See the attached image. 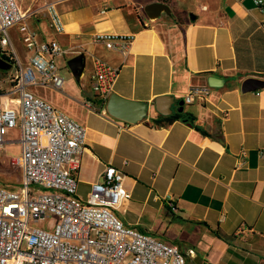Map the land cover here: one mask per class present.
<instances>
[{
  "label": "crops",
  "instance_id": "obj_1",
  "mask_svg": "<svg viewBox=\"0 0 264 264\" xmlns=\"http://www.w3.org/2000/svg\"><path fill=\"white\" fill-rule=\"evenodd\" d=\"M45 1L19 3L35 10ZM49 1L59 6L67 0ZM98 4L69 7L61 14L62 32L48 17L32 15L54 29L51 38L37 36L38 41L56 39L67 50L56 61L60 71L61 62L68 65L69 76L61 71L62 89H29L87 129L78 197L87 200L91 183L114 164L126 173L116 209L125 224L177 245L186 264H264V86L243 90L247 78L264 81V10L254 0ZM15 28L21 39L23 33L19 25L9 29L16 56L28 66L31 50L24 39L27 50L18 47L10 32ZM98 32L132 34L133 41L122 53L95 42ZM96 58L120 69L111 95L137 104L135 120L112 115L111 95L104 100L94 91ZM8 74L0 85L9 83ZM192 84H210V94L186 102ZM7 95L18 97L6 106L19 108V94ZM160 96L171 97L170 115L158 110ZM177 113L194 119L170 121ZM17 128L16 138L8 131L2 153L7 144L19 142ZM19 147L21 154L20 142Z\"/></svg>",
  "mask_w": 264,
  "mask_h": 264
},
{
  "label": "built area",
  "instance_id": "obj_2",
  "mask_svg": "<svg viewBox=\"0 0 264 264\" xmlns=\"http://www.w3.org/2000/svg\"><path fill=\"white\" fill-rule=\"evenodd\" d=\"M254 1L264 10V0ZM38 13L47 16L57 32L65 30L56 1L24 10L19 0H0V57L13 67L10 74L0 68L11 84L10 89L0 85V154L8 131L19 127L21 154L15 163L22 169L19 189L0 185V264H186V255L177 245L129 226L119 217L116 209L124 196L126 177L122 168L106 165L91 183L87 200L78 197L77 172L87 129L29 89L31 85L62 89L65 83L56 57L67 50L56 39L38 41L27 21ZM16 25L31 50L28 66L16 56L9 34ZM93 40L127 53L133 35L98 32ZM119 72L101 58L94 60L92 87L102 99L113 92ZM210 91V84H192L185 101L204 99ZM14 93L19 94V108L3 102V95ZM24 186H31V193H24ZM50 213L57 215V222L47 227L33 224Z\"/></svg>",
  "mask_w": 264,
  "mask_h": 264
},
{
  "label": "rangeland",
  "instance_id": "obj_3",
  "mask_svg": "<svg viewBox=\"0 0 264 264\" xmlns=\"http://www.w3.org/2000/svg\"><path fill=\"white\" fill-rule=\"evenodd\" d=\"M115 1L116 0H67L65 2H63L62 4H60L58 6V9L60 11L61 14H65L68 10L69 7H73V6H85V5H90L91 3H101L98 4L99 7L104 6L105 4L108 5L109 7L112 5H115ZM97 6V7H98ZM39 15L45 16L42 13H38ZM47 17V16H46ZM30 22V26L33 28V30L36 32L37 36L40 39H49L54 35V29L50 28L48 20L45 19L43 21V23H38L34 17L32 16L29 19ZM11 35L14 39V41L17 43L18 47H20L22 50H27L25 43L23 42V39H21V36L19 34V30H17V28L12 29L11 31ZM10 49V48H9ZM11 51V50H10ZM61 71L62 73H64L65 75L69 76V68L68 65H66V63L61 62ZM13 67H11L10 69L6 70V72H12ZM2 70L0 69V75ZM6 74V73H5ZM5 86L8 88L9 87V83H4ZM2 84V85H4ZM40 91L43 92H50L52 91L51 89L48 88H38ZM17 97L16 95H3L2 99L6 104H9V102H17ZM18 128H13L10 131V137L12 138H16L18 137ZM20 154V147H19V142L15 141L11 144H7V148L6 150L3 151V153L0 155V185H5L8 188H12L14 189V187L16 189L20 188L21 185V181H22V172L19 166H17L16 164L12 163V159L17 157ZM57 222L58 221V217L57 215L50 213V217L44 219V220H39V221H35L33 222L34 225L39 226V227H47L49 225V223L51 222Z\"/></svg>",
  "mask_w": 264,
  "mask_h": 264
},
{
  "label": "water",
  "instance_id": "obj_4",
  "mask_svg": "<svg viewBox=\"0 0 264 264\" xmlns=\"http://www.w3.org/2000/svg\"><path fill=\"white\" fill-rule=\"evenodd\" d=\"M12 67L10 63L0 57V68L9 69ZM264 86V81L259 78L250 77L243 82L244 91H253L257 90L260 87ZM184 104V102H182ZM173 102L170 96H160L157 98L156 105L158 110L165 115H170L172 113ZM137 104L134 102L118 95L113 94L109 98L108 110L109 112L117 117H120L124 120L133 121L137 118L135 113V108ZM183 110V108L181 109Z\"/></svg>",
  "mask_w": 264,
  "mask_h": 264
},
{
  "label": "trees",
  "instance_id": "obj_5",
  "mask_svg": "<svg viewBox=\"0 0 264 264\" xmlns=\"http://www.w3.org/2000/svg\"><path fill=\"white\" fill-rule=\"evenodd\" d=\"M182 116H183V115H182L181 113H177L176 115L171 116L170 121H173L174 119H178V118H180V117H182ZM183 117L194 119L193 116L188 117V115H184Z\"/></svg>",
  "mask_w": 264,
  "mask_h": 264
},
{
  "label": "bare ground",
  "instance_id": "obj_6",
  "mask_svg": "<svg viewBox=\"0 0 264 264\" xmlns=\"http://www.w3.org/2000/svg\"><path fill=\"white\" fill-rule=\"evenodd\" d=\"M157 10V9H156ZM152 13V12H151ZM152 15V14H151ZM24 193H31V186H24Z\"/></svg>",
  "mask_w": 264,
  "mask_h": 264
}]
</instances>
